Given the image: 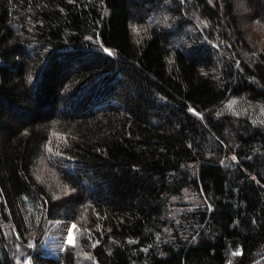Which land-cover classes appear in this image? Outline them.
<instances>
[{
    "label": "trees",
    "instance_id": "obj_1",
    "mask_svg": "<svg viewBox=\"0 0 264 264\" xmlns=\"http://www.w3.org/2000/svg\"><path fill=\"white\" fill-rule=\"evenodd\" d=\"M247 20L264 0H0V264H264V123L219 113L264 103Z\"/></svg>",
    "mask_w": 264,
    "mask_h": 264
},
{
    "label": "rangeland",
    "instance_id": "obj_2",
    "mask_svg": "<svg viewBox=\"0 0 264 264\" xmlns=\"http://www.w3.org/2000/svg\"><path fill=\"white\" fill-rule=\"evenodd\" d=\"M247 12H248V9L245 6H242L240 10V13L242 14V16L244 14H247ZM162 16L163 15H161L160 17L159 16L153 17L150 23L155 24V23H158L159 20L161 19H162L161 22L166 20V17L165 16L162 17ZM195 21H196L195 23L198 28L202 27L204 24H207L205 20H201L199 17L196 18ZM244 29L246 30L249 36L256 37L262 44H264V27H261L256 20L254 22L252 21L250 22L247 20L244 23ZM186 31L187 32L195 31V28L193 27L188 28V30ZM219 113L220 114L225 113V114H231L237 117L249 118L255 123H264V103L250 104L244 99L232 97L222 105ZM195 195L196 194L194 191L188 190L185 192L183 196L184 198L183 200H186V201L192 200L196 203L198 199L196 198ZM26 201L28 203L31 202L30 198H27ZM73 225H75V228H73ZM70 230L72 231V235L74 237V241H75L74 244L68 243ZM79 230H80L79 226L74 221L65 220L62 218L53 219L48 222L46 234L43 238L44 239L43 248L46 250L47 253L49 252L50 254H53L54 256H59L66 246L77 247L79 244V239H78ZM34 246L35 245H32V247ZM84 254L86 256L87 252L84 249H80L78 252V256L81 257ZM84 258H79V261L82 262ZM26 262H29V264H32L30 255H26L25 259L21 262V264H26ZM84 264H88V261L86 259H85Z\"/></svg>",
    "mask_w": 264,
    "mask_h": 264
},
{
    "label": "snow or ice",
    "instance_id": "obj_3",
    "mask_svg": "<svg viewBox=\"0 0 264 264\" xmlns=\"http://www.w3.org/2000/svg\"><path fill=\"white\" fill-rule=\"evenodd\" d=\"M73 228H75V225H73ZM74 237H73V235H72V231L70 230L69 231V238H68V243L69 244H74ZM236 255H239L240 253H235ZM26 264H29V262H26Z\"/></svg>",
    "mask_w": 264,
    "mask_h": 264
},
{
    "label": "clouds",
    "instance_id": "obj_4",
    "mask_svg": "<svg viewBox=\"0 0 264 264\" xmlns=\"http://www.w3.org/2000/svg\"><path fill=\"white\" fill-rule=\"evenodd\" d=\"M241 5L238 4V7H240Z\"/></svg>",
    "mask_w": 264,
    "mask_h": 264
}]
</instances>
